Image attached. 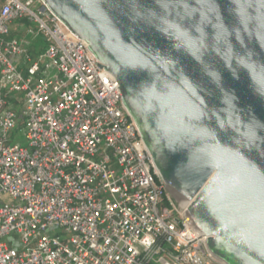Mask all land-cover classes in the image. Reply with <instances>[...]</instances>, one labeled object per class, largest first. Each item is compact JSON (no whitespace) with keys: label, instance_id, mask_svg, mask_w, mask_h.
<instances>
[{"label":"built area","instance_id":"built-area-1","mask_svg":"<svg viewBox=\"0 0 264 264\" xmlns=\"http://www.w3.org/2000/svg\"><path fill=\"white\" fill-rule=\"evenodd\" d=\"M97 62L43 0H0V264H226Z\"/></svg>","mask_w":264,"mask_h":264},{"label":"water","instance_id":"water-1","mask_svg":"<svg viewBox=\"0 0 264 264\" xmlns=\"http://www.w3.org/2000/svg\"><path fill=\"white\" fill-rule=\"evenodd\" d=\"M43 1L119 83L212 255L264 264V0Z\"/></svg>","mask_w":264,"mask_h":264},{"label":"rangeland","instance_id":"rangeland-1","mask_svg":"<svg viewBox=\"0 0 264 264\" xmlns=\"http://www.w3.org/2000/svg\"><path fill=\"white\" fill-rule=\"evenodd\" d=\"M20 143H21V145H23V146H27V145H28L27 141H26L24 138H22V139L20 140Z\"/></svg>","mask_w":264,"mask_h":264},{"label":"crops","instance_id":"crops-1","mask_svg":"<svg viewBox=\"0 0 264 264\" xmlns=\"http://www.w3.org/2000/svg\"><path fill=\"white\" fill-rule=\"evenodd\" d=\"M16 34V33H15Z\"/></svg>","mask_w":264,"mask_h":264}]
</instances>
